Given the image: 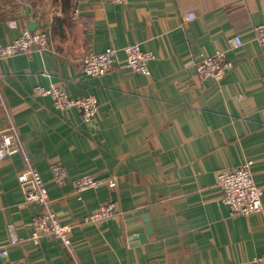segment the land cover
<instances>
[{
	"label": "crops",
	"instance_id": "obj_1",
	"mask_svg": "<svg viewBox=\"0 0 264 264\" xmlns=\"http://www.w3.org/2000/svg\"><path fill=\"white\" fill-rule=\"evenodd\" d=\"M57 2L49 17L31 0H0L1 42L35 22L51 45L0 58V124L16 126L25 151L0 160V243L11 222L21 240L0 264H255L264 253V192L260 212L230 215L216 172L250 159L264 189V46L253 31L264 22V0ZM237 34L243 44L233 48ZM132 41L154 52L149 75L122 63L98 76L83 71L88 51L116 47L122 61ZM221 48L232 67L220 81L201 79L196 61ZM36 85L96 96L95 120L56 108L50 95L34 94ZM27 161L71 225L73 253L57 238L30 239L42 206L27 203L18 183ZM53 161L72 178L114 175L117 186L78 193L70 180L53 181ZM107 202L116 204L114 215L86 219Z\"/></svg>",
	"mask_w": 264,
	"mask_h": 264
},
{
	"label": "built area",
	"instance_id": "obj_2",
	"mask_svg": "<svg viewBox=\"0 0 264 264\" xmlns=\"http://www.w3.org/2000/svg\"><path fill=\"white\" fill-rule=\"evenodd\" d=\"M109 1L125 4L129 0ZM21 2L25 4V1ZM187 17L192 19L196 17V13L188 12ZM253 31L255 39L264 46V22L255 24ZM230 44L233 48L242 45L243 39L240 34L231 37ZM50 48V36L46 28L32 30L24 27L21 34L14 40L7 43L0 40V58H7L20 53L27 54L35 50L44 52ZM123 51L125 56L122 61L117 59L116 47H108L100 52L88 51L82 59V69L88 75L98 76L122 63L128 69L139 71L144 75L150 74L149 62L155 57L152 50H144L140 42L132 41L123 47ZM232 65V61L227 57V50L221 48L213 53L203 54L196 61V74L201 79L213 77L220 81ZM33 91L36 95H50L58 109L67 110L75 107L79 110L84 121L91 123L95 120L100 102L92 94L73 97L64 87L57 85L45 87L36 85ZM16 151H24L16 126L12 124L11 127L5 128L0 124V160L7 158ZM252 164V160L246 159L236 167L224 168L216 172L217 185L221 189L223 200L229 205L230 215H247L260 212L263 209L262 194L264 189L253 178ZM50 168L53 181L58 185H63L67 180H70L78 193L87 188L101 187V185H107L110 188L117 186V178L114 175L99 177L94 174L83 173L72 178L68 168L61 161L51 162ZM17 179L20 187H22L24 200L27 203L34 202L42 206V210L35 213L30 220L33 227L30 239L38 244L43 236L57 238L64 247L73 253L71 225L64 223L51 207L48 187L41 173L34 168L31 162L27 161ZM115 211L116 204L114 202L103 203L98 209L90 212L86 219L100 222L114 215ZM7 231V241L0 243V257L8 255L10 245L21 241L16 223H8ZM253 261L255 264H264V253L255 256Z\"/></svg>",
	"mask_w": 264,
	"mask_h": 264
},
{
	"label": "rangeland",
	"instance_id": "obj_3",
	"mask_svg": "<svg viewBox=\"0 0 264 264\" xmlns=\"http://www.w3.org/2000/svg\"><path fill=\"white\" fill-rule=\"evenodd\" d=\"M34 4L38 6V9L42 13H46L49 17L55 15L59 4L58 0H31Z\"/></svg>",
	"mask_w": 264,
	"mask_h": 264
},
{
	"label": "water",
	"instance_id": "obj_4",
	"mask_svg": "<svg viewBox=\"0 0 264 264\" xmlns=\"http://www.w3.org/2000/svg\"><path fill=\"white\" fill-rule=\"evenodd\" d=\"M29 9V7H27V10ZM29 28L35 30L37 27L35 26V22L33 23H30L29 24ZM146 233H151V226L149 224L146 225V231L145 232H140L138 234V237L143 240V239H146L147 236H146Z\"/></svg>",
	"mask_w": 264,
	"mask_h": 264
}]
</instances>
